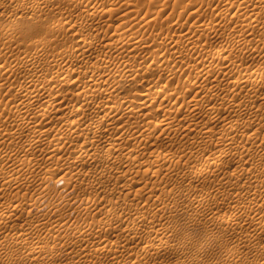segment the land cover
<instances>
[{"label":"rangeland","instance_id":"obj_1","mask_svg":"<svg viewBox=\"0 0 264 264\" xmlns=\"http://www.w3.org/2000/svg\"><path fill=\"white\" fill-rule=\"evenodd\" d=\"M109 4L112 6L111 10L102 7ZM97 5L100 7L91 12L85 10L87 7ZM184 8L196 10L197 16L187 21L186 17L180 15ZM157 9L159 15L152 19L151 14ZM252 17L253 19L258 17L259 21L250 24ZM180 21L182 24L185 21L189 24L202 21V32H194L192 41H196L195 43L175 48L176 52L173 53L174 42L170 38L173 30L170 29L178 26ZM58 23L63 24L58 26ZM211 23H214L212 29L216 31L210 34L208 30H211ZM243 30L255 31L243 34ZM237 33H242L240 37L250 42V45L263 41L264 0H0V112H4L5 122L15 116L10 108L13 101L18 102L20 99L14 96V91L27 76L21 71L22 67H18L14 74L3 72L14 64L15 56H30L36 44L43 41L46 50L36 58L37 64L42 66L35 74L40 83L45 79L61 76L63 71L71 69L74 74L73 80L80 85L77 87L69 84L60 88V91L73 92L76 95L85 91L95 94V100L81 102L88 110L105 103L115 104L138 99L142 110L122 112L113 122L111 135L119 134L122 128L133 132L132 136L125 138L120 144L125 148L145 147L144 153L138 155L142 160L146 159L148 154L157 155L160 150L184 155L191 152L196 154L200 149L211 146L212 150H215L221 140L224 142L225 135L224 139L227 142L231 137L229 145L227 144L228 148H235L240 141L244 142L243 136H237L238 133L236 136L233 133L228 135L226 132L220 133L215 139L209 134L201 135L194 130L186 134L180 131L173 133L166 129V134L159 133L158 128L165 113L160 103H170L171 107L167 105L166 108L173 111L180 103L194 99H203L206 103L216 100L215 94L203 96L205 82L202 84V74L192 66L190 59L198 54L201 40L203 44L209 39L213 40L211 35H215L218 38V41L214 39L218 42L215 46L221 47L226 46L230 38ZM84 37L90 38L92 45L85 54L77 56L74 62L78 65H87L94 70L92 74L96 75L97 84H89L91 76L85 69L79 71V66L62 67L52 63V70L56 73L52 75L47 61H52L62 47H73ZM245 49L247 48L240 49L241 52L237 51L242 54ZM255 53L250 54V57L244 53L247 61L243 65L247 64L245 66L251 67L250 70L264 62V57ZM210 55L211 50L207 52V60L210 59ZM238 59L237 57L232 63L234 65L241 63L242 61ZM223 65L220 62L216 68L221 70ZM74 67L77 68L74 70ZM194 80H199L197 86L191 84ZM98 84L102 85L103 89H100ZM158 87L161 90L156 99L152 100ZM47 89L51 93L56 92L54 87L50 86ZM260 92H264V88L260 89ZM74 102L75 99L67 100L62 106ZM174 114L177 115L173 111L169 116H173L176 121L184 115ZM259 114H264V111H260ZM199 115L202 117V123L205 122L208 113L201 111ZM144 125L156 127L159 134H155L154 138L136 139V134ZM220 125L214 129L224 130L227 127L224 124ZM258 131L261 136L264 135L263 129ZM217 138L220 141H217ZM20 143L21 140L7 141L2 143V146H18ZM216 148L217 152L203 153L202 157H213L214 152V156L217 155L220 147ZM233 153L220 165V172L230 169V165L239 163L240 156ZM24 157L33 158L43 164L46 162L38 152ZM121 159L122 155L113 164L114 171L108 173L104 182L100 183L102 185L96 187L87 186L86 176L61 175L57 171L47 174L39 168L26 173L32 182L19 187L22 180L27 178L24 174L26 171L21 172L19 175H22V178L19 176L18 178L22 182L18 180L21 182L18 188H8L0 193V205L13 201L19 204L13 219L0 229V237L6 233L17 237V242L10 244L9 248L21 254L22 259L17 257L16 262L14 258L13 261L10 260L11 263H6L5 257H1L0 264L13 262V264H70V262L77 264L84 258L98 259L95 260V264L111 263L108 258H103L99 262L101 256H98L97 250L92 249L94 247L87 244L88 237L93 236L91 240H97L99 237L93 234L82 235V231L87 229L90 232L102 233L101 239L107 243L124 242L128 233L127 228L119 226L116 219L121 215L133 218L135 215L132 212L136 210L144 211L148 219L147 223L138 226L140 231L149 232L148 239L142 244L153 248V252L146 257V264H172L174 261L181 262L179 264H183V261L186 264H264V235L259 236V232L264 231V212L261 216L257 214L261 205H264V196H260L264 195V181H258L251 186L253 188L250 193L257 194L256 200L253 199L255 193L252 196L249 193L241 194L244 186L237 179L208 174L202 183H198L194 178L192 166L186 167L187 174H183L177 165L169 170L172 165L170 159L161 160L160 165L164 167L161 173L153 175L144 168H140L138 173L140 185L151 184L155 180L168 177V185L158 192L166 193L164 202L158 209L151 210L148 204L154 200L155 194L135 197L133 190L130 194H127V191L115 190L117 177L124 173ZM106 166L108 167V164L98 167L101 169ZM38 185L43 188L42 193ZM126 197L128 205L117 204L109 212L108 203ZM248 199L253 201L250 202ZM251 204L254 209L256 204L260 207L252 211ZM242 210L244 212H241ZM110 213L114 214V217ZM105 217L108 219H105L106 222L103 220ZM98 226L105 230L97 232L96 230L101 228ZM35 247L36 257L26 260L23 255ZM123 256L124 254L121 257ZM132 262L131 258H124V264Z\"/></svg>","mask_w":264,"mask_h":264},{"label":"bare ground","instance_id":"obj_2","mask_svg":"<svg viewBox=\"0 0 264 264\" xmlns=\"http://www.w3.org/2000/svg\"><path fill=\"white\" fill-rule=\"evenodd\" d=\"M99 7L100 6L98 5L87 7L85 10L91 12V10L98 9ZM102 7L108 10L112 9L110 4L108 6L102 5ZM195 13L197 12L194 9L184 8L180 12V15L186 17V20L188 21V19L196 15ZM158 15L159 10L157 9L152 12L151 18L156 19ZM187 21L183 23L184 25L180 21L178 22V26H174L170 29L173 30L170 34V38L173 39L174 42L173 53L176 52L175 48L195 43L196 41H192L193 35L196 31H200V33L202 32V21L199 23L194 21L190 24ZM258 21V17L254 19L252 17L249 23L254 24ZM62 24L63 23H58L57 25L60 26ZM213 26L214 23H211V30H208L210 34L216 31L214 28L212 29ZM178 30L180 31L178 32ZM254 31L255 30H243V34L253 33ZM177 32L178 35H176ZM229 32L231 31L229 30L228 34ZM211 36L218 41V38L215 35ZM240 36L242 37V33H237L234 37H231L229 41L226 40L228 41L226 46L223 45L221 47L215 46L217 45V41L209 36L215 42L213 40L210 41L209 39L202 44L201 40L198 54L190 59L192 66L202 74V84L205 82L206 86L202 90L203 96L207 97L209 94H215V101H209L206 103L203 99H194L190 102L180 103L173 111L176 112L177 115H184L178 118L177 121L173 116H169L173 111L170 108L167 109L166 106H170V103H160V106L164 108L162 110H165V113L162 115L164 118L161 119L160 127L158 128L159 133H166L165 131L171 130L170 132L173 131V133H176L177 131L179 133L180 131L181 133L185 132L187 134L194 130L201 135L209 134L210 137L215 139L217 136H220V133L223 134L224 132H226L227 135L230 133H233V135L238 133L237 136H243L244 142L241 143L240 141V144L235 148L229 146L234 149H229L227 146L231 138H229V136L232 134L227 136V139L229 138L228 142L224 139L226 135L223 137L224 142H221L222 140L220 141L217 138V141H220L221 143L219 142V145H217L218 142H216V145L220 147V152L218 154L216 153L217 155L215 156L214 154L217 152L215 151L217 150L216 145V147L213 146L215 147V150H212L211 146L200 149L196 154L191 152L188 155L169 153L160 150L157 155L155 153L148 154L146 159L142 160L138 155L144 153L143 149H145V147L137 146L125 148L120 144L125 138L132 136L134 134L133 132L127 128H122V131H120L119 134L111 135L113 122L122 112H131L133 110H136L137 112L142 110V105L139 103L138 99H132L130 102H116L115 104L105 103L94 109L88 110L81 102L95 100V94L85 91L76 95L73 92L60 91V88L67 87L69 84H74L77 87L80 85L79 82L73 80L72 76L74 74L71 69L63 71V75L56 78L45 79L42 83L36 79L35 74L42 69V66L37 64L36 58L45 52V42L40 41L37 43L33 54L30 56H15L13 59L14 64L10 65V67L3 73L14 74L18 67H22L21 71L25 72L27 76L14 91V96L20 99L18 102L13 101L10 108L15 116H13L11 120L5 122L3 119L4 112H0V176H2L0 179L2 180L0 183V193L8 188H18L19 183L22 181L23 182L19 187L22 185L26 186V184L32 182L26 173L38 168L40 171L47 174H52L53 171H57V173L60 172L59 174L61 175L70 174L76 177L86 176V183H88L87 186L96 187L102 185L100 183L104 182V178L107 177L108 173L114 171L113 164L118 157L122 155L121 164L124 168V173L117 177L118 183L115 186V190L120 192L127 191V194H130L133 190L135 197L155 194L156 197L154 200L148 204V208L151 210L158 209L161 203L164 202L166 193L158 192L161 188L168 185V177L161 180H155L151 184L140 185V179L138 177L139 169L144 168L145 171L153 175L159 174L164 170V167L160 165V161L166 159L172 161L169 170L172 169V166L177 165L183 174H187L186 167L192 166L194 178L198 183H202V180H204L205 176L208 174H214L227 179H237L241 181L244 186L241 194L249 193L252 196L255 193L254 191L253 194L250 193L251 188H253L251 187L253 183L257 184L258 181H264V135L261 136L258 131H261L262 129L264 130V114H259L260 111H264L262 108L264 107V103H261L262 101L264 102V92H260V89L264 88V62L259 63L254 70H250L251 67H246L245 65L247 64L243 65V63L247 61V57L244 53H247V56L250 57V54L256 52V55L264 57V36L261 43H251V45L249 44L250 42L248 43ZM91 45L92 40L88 37H84L75 45L76 47H62L59 54L52 58V61H47L51 74L56 75L52 70V63H57L62 67L71 65L79 66V71L85 69V72L91 76L88 83L96 85V75L92 74L94 73V70L90 69L87 65H78V63L74 62L76 61V57L85 54L86 50ZM244 47L247 48L245 49L246 51L242 54L238 53L239 51L241 52L240 49H243ZM210 50V59L207 60L206 55ZM237 57L239 58L238 61L242 62L234 65L232 62L235 61ZM220 62L224 64L221 70L216 68ZM76 68L77 67H74L73 69L75 70ZM191 84L197 86L199 80H194ZM50 86L56 89L55 93H51L50 90L47 89V87L49 88ZM98 86L100 89H103L102 85L98 84ZM160 90L159 87L155 89L152 100L156 99V95L159 94ZM74 99L76 102L71 105L66 104V106H62L63 102ZM201 111L208 113L207 119L203 123L202 117L199 115ZM218 112L226 114L220 115ZM227 123L230 124L227 125ZM220 124H222V126L224 124L227 127L224 130L222 129L223 131L220 129L215 130L214 127ZM158 129L156 127L144 125L142 130L136 134L135 138L139 140L145 137L154 138L155 134L158 133ZM170 132H168V134ZM240 132L243 134H239ZM18 140H21V143L18 146H2V143L4 142H17ZM233 146H235V144ZM211 151H215L213 157H207L206 155L205 158L202 157L204 156L203 153L206 154ZM37 152L40 156L45 158L46 162L44 161V164L33 158L26 159V157H24L28 154H34ZM233 152L240 156L241 159L238 157L240 159L239 163L232 165L233 167L230 165V169L222 167L225 170H221L222 172H220V165L226 158L231 157L232 155L230 154ZM208 154L210 155V153ZM243 157H245V159H242ZM238 158H236V160ZM102 164H108V167L106 166L107 168L104 167L99 169L98 166ZM21 172H24L27 176V178L22 181L18 178V176H22L19 175ZM36 184L37 183H35V185ZM134 185L136 187H134ZM39 188H41V186H39ZM40 190L42 193L43 188ZM256 198L257 194L255 193L253 199ZM127 199L128 198L126 197V199L108 203L107 206L110 208L109 212L111 209H114L117 204L121 206L128 205L129 201ZM248 200H251L250 202L253 201L252 199ZM18 205L17 201L4 202L0 205V213L2 214L0 216V229L13 219L14 212L18 208ZM262 206L264 205H261L260 207L256 204V208L260 207L257 213L260 216L264 212ZM252 207L253 205L251 208ZM246 209H248V207H246ZM246 209L245 211H247ZM255 209L252 208V211ZM243 210L241 212H244ZM255 213L256 211L254 214ZM132 214L135 215L133 218L119 215L120 217L116 219L119 222V226L127 228L128 233L125 236L126 241L124 242L112 241L107 243L101 239V236L103 235L102 233L98 234L94 231L90 232L87 229L82 231V235L89 236L91 234L92 236L93 234L94 236L99 237L97 240H91L93 236L87 238V244H90L95 249L91 246H86L87 248L97 250L98 256H101L99 262H101L103 258H108V260H110L109 262H111L108 264H124V258L129 257L133 260L132 264H146V257L153 252V248L149 245L142 244L148 239L149 232L140 231L138 226L147 223L148 219L142 210L133 211ZM113 215L114 214H112V216ZM105 219L107 218L105 217L103 220L105 221ZM110 221L112 222V220ZM99 227L101 226H98V228ZM113 228H115V226ZM103 230H105V228L101 227L96 231L102 232ZM106 231L108 232V229H106ZM109 234L111 233L109 232ZM262 235H264V231L259 232V236ZM17 239V237L9 233L0 237V258L5 257L6 263H9L10 260L13 261L14 258V262H16L15 260L17 257L18 259L22 257L21 254L9 248L10 244L17 242ZM136 246L138 248H136ZM98 252H100L101 255ZM36 253L37 247L31 249L30 252L23 255V257L26 260H29L30 258H35ZM122 253L124 254L123 257H121L123 255ZM98 256H96V258ZM25 259L24 262H26ZM95 260L96 259L93 258H84L80 259L77 264H95L98 259ZM73 263L74 262H72V264ZM103 263L104 262L101 264ZM179 263L181 262L174 261L172 264ZM182 263L184 264L185 262L183 261Z\"/></svg>","mask_w":264,"mask_h":264}]
</instances>
